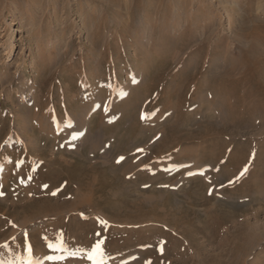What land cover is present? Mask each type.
<instances>
[{"label": "rangeland", "instance_id": "obj_1", "mask_svg": "<svg viewBox=\"0 0 264 264\" xmlns=\"http://www.w3.org/2000/svg\"><path fill=\"white\" fill-rule=\"evenodd\" d=\"M252 34L264 0H0V264H26L29 247L32 264H92L98 240L103 264H264L259 117L152 148L181 101L210 119L213 76ZM109 165L123 193L97 191ZM61 236L85 251L48 247Z\"/></svg>", "mask_w": 264, "mask_h": 264}, {"label": "bare ground", "instance_id": "obj_2", "mask_svg": "<svg viewBox=\"0 0 264 264\" xmlns=\"http://www.w3.org/2000/svg\"><path fill=\"white\" fill-rule=\"evenodd\" d=\"M250 41H253L254 45L242 49L239 56L229 58L223 70L217 71L213 76L214 81L212 82L211 91L215 99V103L218 101L220 107H216L214 109L212 108L213 110L211 109L209 110V112H206V115L207 113L210 115L208 116L210 117V119L209 120L207 119V121L204 124L198 123V119H197L198 114L196 115V112L186 113L182 109V106L186 100L181 101L180 106L176 107V114H175V118L173 117L174 119L172 120V123L171 124L166 123L165 133L160 137L158 143L154 144V146L152 147L154 152L164 153L170 151L172 144L175 143L177 140L181 141V140H188L193 138H202L206 135H211V137L215 138L217 137V135L219 137V135L224 134L227 130L234 131L236 129L235 126L237 127L253 126L255 122H253L252 120L257 117H259L260 120L258 121L257 124L254 125L261 126L264 124V38L260 37L258 34H252L250 36ZM155 72L156 71H154L153 76H156ZM142 85L145 91L151 94L155 86V81H152V83L150 82L147 85V87L145 82ZM242 95H244L245 98L241 97ZM170 106L171 105H168L166 107L170 108ZM125 108L126 109L129 108L127 104ZM254 115L256 117L251 119L253 123L246 119L247 116H249L250 119V116L252 117ZM89 120L91 119L89 118L88 122ZM167 121L169 120H166L165 122ZM188 124H196V129L194 130L185 129V126H187ZM152 131H153L152 128H148L146 126L142 127L137 138L139 140H143L145 139V137L150 135ZM262 131H264V129ZM196 134L198 135L202 134V135L198 137L195 136ZM224 145H225V141L224 143L221 142L219 148ZM235 145H236V150L239 149L238 143ZM234 150L231 152L232 155L230 154V157L228 158L227 162L235 163V158L230 159L232 158L233 154L236 153ZM211 152L202 149L199 157L204 158L208 156V158L211 161H218L219 158H221L220 156L216 155L217 153L216 151H215L216 153L214 154ZM178 155H181L180 152L178 153ZM234 155L236 156V154ZM244 155L245 157L248 156L246 154ZM105 168L108 169H106L105 172H103V175L101 174L102 175L101 178L98 177L99 178L98 185H96L97 191H104V186H106L110 182H114L116 183L117 186L116 188L118 193H123L118 186L119 181H118V176L116 175V170L118 167L109 165V166H105ZM84 174H86V172ZM144 175L145 173L138 172L135 174L134 177L141 178L144 177ZM122 180L124 181V179ZM151 180L153 181L154 179ZM76 184L81 189L82 188L84 189L83 183H81L80 181H78ZM89 185L90 184L87 185V188L89 187ZM92 200L89 199L86 201V203L89 204L90 206H93V203L95 202ZM150 205L152 209L154 210L157 209L156 202H152Z\"/></svg>", "mask_w": 264, "mask_h": 264}, {"label": "snow or ice", "instance_id": "obj_3", "mask_svg": "<svg viewBox=\"0 0 264 264\" xmlns=\"http://www.w3.org/2000/svg\"><path fill=\"white\" fill-rule=\"evenodd\" d=\"M119 159H123V157ZM101 223L105 222L101 221ZM103 243V240H98L95 244L92 245L91 249L86 252L87 259L92 261V264H103L104 250L101 247ZM48 247L55 249L57 252H64L68 256H77L81 252L85 251L84 249H77L75 251L69 250L68 247L64 244L62 236L55 243L49 242ZM27 250L29 252V256L27 257L26 264H32L31 247H29ZM64 258L65 257L63 255H49L46 257V259L48 260H63Z\"/></svg>", "mask_w": 264, "mask_h": 264}]
</instances>
